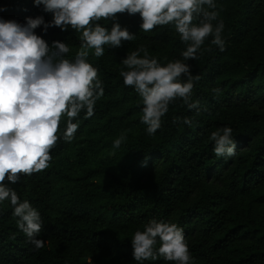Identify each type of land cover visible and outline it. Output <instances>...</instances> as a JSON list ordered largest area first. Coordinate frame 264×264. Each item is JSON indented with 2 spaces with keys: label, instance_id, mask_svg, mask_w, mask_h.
<instances>
[{
  "label": "trees",
  "instance_id": "1",
  "mask_svg": "<svg viewBox=\"0 0 264 264\" xmlns=\"http://www.w3.org/2000/svg\"><path fill=\"white\" fill-rule=\"evenodd\" d=\"M214 3L218 17L213 24H224V51L209 37L197 59L184 61L201 77L192 96L200 110L177 99L153 135L141 123V98L119 75L121 60L144 46L162 65L183 61L186 45L172 24L141 31L138 13L93 22L109 30L119 23L135 39L118 48L104 45L101 57L88 50L87 62L98 70L104 88L94 115L85 118L82 111L73 120L79 127L71 142L63 140L68 118L62 116L48 168L21 175L10 185L39 211L43 227L38 238L44 246L34 250L17 227L10 201L0 202V264H138L130 243L134 232L149 220L167 222L174 213L171 223L183 231L191 221L197 224L188 244L192 264H264V215H258L264 208V0ZM37 16L52 20L33 0H0L4 21L23 25ZM34 33L49 47L54 41L68 44L63 58L69 60L82 43L81 33L70 27L45 32L41 26ZM213 88L220 89L219 95ZM185 117L192 126L183 123ZM222 127L232 129V157L213 152L210 133ZM121 135L126 139L114 148ZM153 163L160 167L152 180L134 178ZM220 165L226 167L224 175L208 187L203 182Z\"/></svg>",
  "mask_w": 264,
  "mask_h": 264
},
{
  "label": "clouds",
  "instance_id": "2",
  "mask_svg": "<svg viewBox=\"0 0 264 264\" xmlns=\"http://www.w3.org/2000/svg\"><path fill=\"white\" fill-rule=\"evenodd\" d=\"M34 6L51 13V22L43 16L26 18L23 25L0 19V202L10 201L17 227L33 245L44 246L39 239L43 222L39 211L27 200L21 201L10 185L17 184L21 175L31 176L48 168L51 150L60 137L57 133L62 116H67L63 140L71 142L78 130L74 123L84 111L85 118L94 115L96 101L103 96V83L98 70L87 62L89 49L94 55H104V45L114 48L122 41H132L135 35L119 23L110 30L95 21L116 20L117 13L139 14L140 30L150 32L157 26L174 25L180 40L186 45L177 59L164 65L150 58L148 49L140 46L121 60L119 75L123 83L139 95L142 102L141 123L148 135L161 128V120L169 106L177 99L188 109L200 110L193 101L195 83L201 79L193 75L184 62L197 59L204 41L211 37V45L225 49L224 24L217 21L214 0H33ZM198 20V23H193ZM46 32L51 27L66 31L69 27L81 33L80 48L74 60L65 59L70 48L54 41L51 47L34 30ZM143 53V55H141ZM212 92L219 95L220 89ZM179 119V118H177ZM183 123L192 126L189 117ZM126 137L119 136L113 147L118 148ZM213 152L217 157H232L236 143L230 127L210 133ZM132 257L142 264L163 258L173 264H192L183 229L175 223L149 220L143 230H136L130 241ZM157 245H159L157 247Z\"/></svg>",
  "mask_w": 264,
  "mask_h": 264
},
{
  "label": "rangeland",
  "instance_id": "3",
  "mask_svg": "<svg viewBox=\"0 0 264 264\" xmlns=\"http://www.w3.org/2000/svg\"><path fill=\"white\" fill-rule=\"evenodd\" d=\"M264 111V109H263ZM245 147L242 148V150H244ZM231 158H229L228 160V163L231 162L230 160ZM227 163H225L226 165ZM225 165H220L215 173H213L212 175H210L203 183L205 185H207L208 187H211V185L213 183H215L217 180H219L225 173ZM159 167L160 165L158 163H153V164H147V165H144L142 166L136 176L134 177L135 179H140V180H152L156 173L158 172L159 170ZM198 191V188L195 189L194 191V194ZM190 199V198H189ZM259 216H263L264 215V208H262L260 211H259ZM174 216H175V213L168 219V223H171L173 220H174ZM183 234H184V238H185V241L187 243V245L195 238L196 234H197V224H193V222L191 221L189 223V227L187 230L183 231ZM158 264H173V262H166L164 260H161Z\"/></svg>",
  "mask_w": 264,
  "mask_h": 264
}]
</instances>
